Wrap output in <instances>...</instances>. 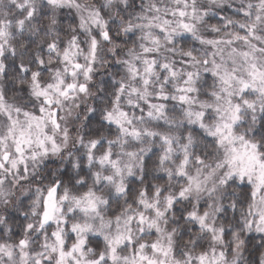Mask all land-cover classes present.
Segmentation results:
<instances>
[{"label": "snow or ice", "instance_id": "obj_1", "mask_svg": "<svg viewBox=\"0 0 264 264\" xmlns=\"http://www.w3.org/2000/svg\"><path fill=\"white\" fill-rule=\"evenodd\" d=\"M0 264H264V0H0Z\"/></svg>", "mask_w": 264, "mask_h": 264}]
</instances>
